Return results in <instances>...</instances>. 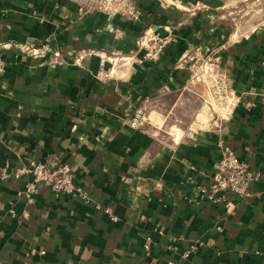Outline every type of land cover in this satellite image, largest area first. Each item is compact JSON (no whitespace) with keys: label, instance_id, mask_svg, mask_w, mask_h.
I'll use <instances>...</instances> for the list:
<instances>
[{"label":"crops","instance_id":"0c3cea01","mask_svg":"<svg viewBox=\"0 0 264 264\" xmlns=\"http://www.w3.org/2000/svg\"><path fill=\"white\" fill-rule=\"evenodd\" d=\"M242 1L122 0L123 15L108 0H0V169L66 164L86 193L0 180V264H264V197L198 193L221 145L264 191V24L234 37L225 9ZM145 33L167 42L160 59L105 75L99 57L134 52ZM203 55L217 62L228 112L183 126ZM137 108L153 120L136 129Z\"/></svg>","mask_w":264,"mask_h":264},{"label":"built area","instance_id":"2783aa9c","mask_svg":"<svg viewBox=\"0 0 264 264\" xmlns=\"http://www.w3.org/2000/svg\"><path fill=\"white\" fill-rule=\"evenodd\" d=\"M134 18L135 16L133 13L128 14L127 19L129 21ZM166 45L167 42L164 39L145 33L139 44V52H141L140 59L146 62L158 61ZM145 122L144 109L137 108L130 119V126L137 129ZM7 168L8 165L0 169V180L7 181L11 178H29V181L25 185V192L27 194L36 192L38 186H44L48 188L56 198L69 196L86 199V193L80 184L76 182L74 174L66 164L53 165L47 162L21 161L18 167L11 172H9ZM213 168L214 172L211 184L208 187L200 186L198 188V193L202 200L216 203L219 201L218 195L221 193L234 194L239 203L250 197H264V191L262 193H254L249 187L250 182L260 180L261 175L253 174L249 169V165L238 158L233 148L221 145L219 159L215 162ZM233 205L234 204L228 203L227 207L232 208ZM98 209H102L112 222L117 221L116 216L112 213L110 208ZM150 245L151 238L147 237L142 247L147 255L150 254ZM194 250V248H190L183 257L188 258Z\"/></svg>","mask_w":264,"mask_h":264},{"label":"rangeland","instance_id":"374dc122","mask_svg":"<svg viewBox=\"0 0 264 264\" xmlns=\"http://www.w3.org/2000/svg\"><path fill=\"white\" fill-rule=\"evenodd\" d=\"M81 1V0H80ZM91 6L96 9H104L105 6H101L102 0H88ZM108 7L114 11L123 12L126 11L125 5H123L122 0H108ZM98 2V3H97ZM116 5V7H112ZM107 6V4H106ZM106 8V9H109ZM226 10V16L230 18L232 26H234L235 35L234 37H239L245 33H248L254 27L264 24V0H244L237 8L230 7ZM128 17V13L126 18ZM127 21H129L127 19ZM234 31V30H232ZM144 34L139 38L137 44V50L130 52L129 54L123 55L121 53H113L109 56H100V61L107 66L105 75L107 76H125L126 72L139 62H146L140 59L141 52H139V44L142 40ZM29 53L32 50L27 49ZM157 62V61H156ZM217 62L214 60L213 56H198L192 62L193 66L190 70V83L189 92L192 96V101L188 102L190 107L188 111H183L180 116L184 119L183 126L187 123L191 124L194 122L195 115L201 112L203 122H209L213 116L216 118H225L228 112V107L230 104V99L227 92L224 90L222 85V76L216 67ZM146 122H150L153 119L148 118L145 112ZM208 124V123H207ZM166 128H162V133L164 134Z\"/></svg>","mask_w":264,"mask_h":264}]
</instances>
